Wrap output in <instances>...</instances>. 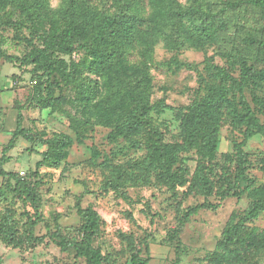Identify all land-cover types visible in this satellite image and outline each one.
<instances>
[{"label":"rangeland","instance_id":"obj_1","mask_svg":"<svg viewBox=\"0 0 264 264\" xmlns=\"http://www.w3.org/2000/svg\"><path fill=\"white\" fill-rule=\"evenodd\" d=\"M46 1L48 18L42 16L32 25L21 11L20 0H0V49L3 52L26 58L39 47L37 33L62 22L58 13L67 0ZM91 1L105 14L113 10V2ZM175 7L176 11L180 8L183 12L179 25L183 34L178 37V29L172 27L167 34L172 37L169 41L166 40L168 36L158 38L151 34V20L156 14L151 13L149 3L145 5L146 45L115 61L109 77L111 80L116 73L121 74L124 80L119 81L123 82L120 88L117 89L114 81L104 83L101 77L83 72L85 78L99 79L103 86L96 98L90 99L88 119L81 115L84 104L80 93V85L90 88L88 81L74 78V75L68 80L58 70H53L52 75L41 76L32 71V66L0 59V156L14 139L20 119L22 128L38 140L14 139V148L8 153L11 161L5 169L23 176L32 174L31 182L41 198V221L30 229L34 236L30 238L27 229L30 220L35 219L34 210L29 203L13 198L14 181L0 178V228L8 214L15 218L12 228L0 233V264H87L75 254L61 251L52 237L58 231L72 241L80 238L79 228L83 223L80 208H92L101 218L93 245L102 249L105 264L129 262L132 242L140 257L149 258L151 264H264V212L248 218L227 241L228 231L246 217L258 193L264 192V134L252 137L245 147L250 161L249 180L242 184L239 197L224 200L215 211H199L178 241L172 240L178 215L169 185L159 181V169V172L136 169L137 165L145 164L151 154L146 139L133 147L124 136L113 137L118 125L133 110L123 94L125 83L147 84L152 107L149 116L165 135L172 157V166H169L178 172L185 166V177L192 181L200 162L195 150L186 149L177 116L196 100L197 90L199 97H204L208 83L227 85L215 79L207 66H230L226 65L227 54H233L248 58L257 68H264V61L248 41L252 37L264 39V16L256 9L239 6L237 0H176ZM190 8L199 9L201 19L188 15ZM203 18L217 31L213 42L197 47L185 36L186 33L201 36L196 26ZM83 57V53L74 54L73 60ZM60 58L70 61L68 56H52L53 60ZM255 91L246 93L254 108L256 103H252V99L264 94V86ZM40 98H52V105L47 108L39 105ZM109 110L115 114L105 118ZM258 117L264 126V115L260 112ZM217 123L215 160L232 174L236 168L232 160L236 156V144L243 140V128L228 118L219 119ZM56 134L69 136L73 144L65 160L57 165L47 164L42 154L48 147L43 141ZM129 165L130 172L134 173L124 198L118 190L107 189L105 181L116 177L114 167L122 168L121 173L125 175L123 169ZM190 184L183 188L185 191L178 192L181 210L207 199L204 191L201 193L196 188L188 191ZM220 184L218 180L215 185ZM208 199L213 204L220 203L217 197L209 196ZM147 245L149 255L146 254Z\"/></svg>","mask_w":264,"mask_h":264},{"label":"trees","instance_id":"obj_2","mask_svg":"<svg viewBox=\"0 0 264 264\" xmlns=\"http://www.w3.org/2000/svg\"><path fill=\"white\" fill-rule=\"evenodd\" d=\"M22 3L21 11L32 25H36L42 16L48 18L45 12L47 6L46 0H20ZM105 4L113 2V10L105 14L99 8L95 7L91 0H67L62 4L58 16L62 18L61 23L51 24L49 29L37 33L39 47L29 54L26 58L20 59L7 55L0 49V59L6 62L21 63L22 65L32 66V71L41 76L52 75L53 70H58L62 76L68 80L72 78H82L88 81L90 88L86 85H80L82 94V104L84 111L81 112L83 118L89 116L87 106L91 100L96 98L97 93L103 87L99 79L84 77V71L90 76L101 77L104 83L115 82V86L120 88L121 80H124L121 74L116 73L110 80L109 77L114 71L115 61L130 55L134 50H139L146 45L145 36L148 34L145 29V21H148L145 15V5L149 3L151 13L154 11L156 16L151 20V34L159 37H167L171 40V35H167L170 29H178L177 35L183 34L179 28L180 17L183 12L180 8L176 11V0H103ZM237 4L245 7H252L264 16V0H237ZM110 12V13H109ZM199 9L190 8L188 15H195L201 19ZM201 36L193 37L191 33L185 36L188 42H194L195 46L203 47L208 41H214L216 29L210 26L205 18L196 26ZM248 41L254 46L258 57L264 61V39L248 38ZM199 49V48H197ZM84 54L83 58L73 60V55ZM241 53V52H240ZM63 55L70 58L69 63L63 58L53 60V55ZM229 60L226 65L216 64L208 65V71L212 73L215 79H219L227 85L207 84L204 97H199L200 91L197 90L196 100L181 111L177 116L180 121V134L184 140L186 149L189 152L195 150L199 158V168L195 172L194 180L189 181L185 177V170L180 168V172L171 170V151L165 143V135L162 129L157 128L151 120L149 114L152 107L149 102L147 84L129 85L125 83V100L133 106V110L128 113L125 120L118 125L115 130L114 138L124 136L133 143V147L143 144L146 139L148 148L151 149L148 161L145 164L137 165L136 169H146L148 171L160 170L159 175L162 184L169 185L171 190V199L177 203V223L173 230L172 240L178 241L180 234L184 233L185 227L193 217L202 209L217 210L221 203L231 197H239L241 186L249 180L247 176L250 168V161L245 147L247 142L257 134H264V126L260 123L258 113L264 115V94L255 95L252 103H256L254 108L247 97V92L253 93L260 86H264V68H257L248 58L227 54ZM78 60V61H77ZM57 65V66H56ZM118 72V71H117ZM83 84H87L84 82ZM114 85V84H112ZM39 92L41 89L39 88ZM52 98L38 100V104L45 108L52 105ZM49 101V102H48ZM105 118L115 114L109 110ZM228 118L231 122L243 128L241 135L242 142L236 144V156L232 160L236 163V168L232 174L228 173V168L221 167L215 160V151L217 150L218 140V120ZM22 137L30 142H35L38 137L31 135L22 128L19 119L18 126L14 132V139ZM14 139L10 145L4 148L0 156V178L14 181L15 185L11 191L13 198H18L24 203H29L34 210V220H30L27 229L29 237L32 238V227L40 223L39 208L41 198L36 193V189L31 182L32 174L23 176L16 172H8L5 166L11 161L9 151L14 148ZM48 150L42 154L43 162L57 165L65 160L68 151L72 147V140L67 135H54L43 141ZM194 151V152H195ZM111 163V162H110ZM170 164V166H169ZM116 177L105 181L106 188L111 191H119L123 197H127V187L131 181L130 165L124 168L125 175L121 173L122 168L114 167ZM37 176V172L34 173ZM222 179V180H221ZM220 180V186L216 182ZM188 191L192 188L204 191L206 200L204 203L187 210L180 209V201L177 202L178 192L183 190L188 183ZM202 187V188H201ZM216 187V189H214ZM191 189V190H190ZM203 189V190H202ZM2 190L0 189V192ZM264 192H259L257 200L249 210L245 218H242L232 227L227 234V241L235 232L239 231L248 218H254L264 212ZM209 196L217 197L220 201L213 204L209 201ZM83 220L79 228L80 238L72 241L60 232L52 234L57 241L61 251L73 253L77 258H82L87 264H105V256L100 247L93 245L94 238L100 230L101 218L92 208L79 210ZM8 214L4 226L0 228V233L7 232L12 228L15 218ZM10 223V224H9ZM31 229V230H30ZM2 235V234H0ZM223 245H225L223 243ZM132 254L129 262L125 264H151L149 258L142 259L134 243H131ZM257 249V246L249 245ZM225 249V248H224ZM146 254H150L149 246H146Z\"/></svg>","mask_w":264,"mask_h":264}]
</instances>
